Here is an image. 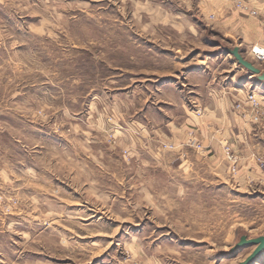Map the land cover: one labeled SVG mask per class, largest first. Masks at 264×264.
Here are the masks:
<instances>
[{
  "label": "rangeland",
  "instance_id": "1",
  "mask_svg": "<svg viewBox=\"0 0 264 264\" xmlns=\"http://www.w3.org/2000/svg\"><path fill=\"white\" fill-rule=\"evenodd\" d=\"M220 22L201 0H0V264L251 253L230 248L264 234V157L174 143L230 80L222 47L245 49Z\"/></svg>",
  "mask_w": 264,
  "mask_h": 264
},
{
  "label": "crops",
  "instance_id": "2",
  "mask_svg": "<svg viewBox=\"0 0 264 264\" xmlns=\"http://www.w3.org/2000/svg\"><path fill=\"white\" fill-rule=\"evenodd\" d=\"M201 1L205 3L207 11L217 10L221 17L222 30L227 31V35L237 34L245 45V49L239 45L230 48L238 47L245 59L254 63L264 72V62L256 63L250 53V49L254 45L264 47V27L260 23L261 20H264V0H240L248 5V10L258 8L254 17L241 15L249 12L237 7L233 2ZM225 47L227 46L222 47L223 56L228 60L230 66L223 69L221 74L224 75L225 72L232 71L230 80L227 81L225 76L224 81L220 77L207 81L211 90L205 91L204 95L201 93L202 96L195 94V99L198 100L197 104L202 106L204 115L201 118H188L183 126L181 125L176 130L182 133V139L174 140V143H178L179 147L201 149L210 163L213 159L216 162L225 161L221 151L225 145L237 150L235 153L238 155V162H240V156L243 160L245 157L248 158L249 148H254L259 155L264 157V129L262 126L253 125L248 121L246 105L243 108L236 107L237 103L241 104L245 101L249 92H252L254 96L264 98V81L261 82L256 79V76L249 75L247 71H244L245 69L238 65L230 54L224 52ZM244 74L247 75L244 76ZM239 167L245 169L240 166V163ZM246 170L250 172L251 169L248 167ZM260 256L252 264L257 262Z\"/></svg>",
  "mask_w": 264,
  "mask_h": 264
},
{
  "label": "water",
  "instance_id": "3",
  "mask_svg": "<svg viewBox=\"0 0 264 264\" xmlns=\"http://www.w3.org/2000/svg\"><path fill=\"white\" fill-rule=\"evenodd\" d=\"M224 52L230 54L238 65L244 68L250 75L256 76V79L261 82L264 81V72H262L254 63L245 59L238 47H225ZM243 247H253V250L238 264H252L256 258L264 252V234L254 238H248L246 235H241L239 240L230 248V253L234 254Z\"/></svg>",
  "mask_w": 264,
  "mask_h": 264
},
{
  "label": "built area",
  "instance_id": "4",
  "mask_svg": "<svg viewBox=\"0 0 264 264\" xmlns=\"http://www.w3.org/2000/svg\"><path fill=\"white\" fill-rule=\"evenodd\" d=\"M224 1L233 2L236 4L237 7H241L244 11L247 10L252 15L257 14L256 10H250V9L248 10V5L245 4V2L243 1L240 0H224ZM260 23L264 27V20H261ZM250 53L252 54L253 60L256 63L264 62V47L254 45L251 47ZM244 105H246V108H248L249 115L251 116V118L254 120L255 123L259 124L260 122H263L261 124H264V104L258 101L252 92L247 93L245 97V101L241 104L237 103L236 107L242 108V106L245 107ZM228 159L232 161L231 165H233L234 162L233 158L228 157Z\"/></svg>",
  "mask_w": 264,
  "mask_h": 264
}]
</instances>
